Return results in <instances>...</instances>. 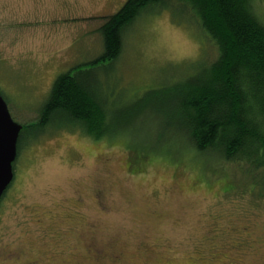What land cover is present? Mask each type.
<instances>
[{"label":"rangeland","instance_id":"374dc122","mask_svg":"<svg viewBox=\"0 0 264 264\" xmlns=\"http://www.w3.org/2000/svg\"><path fill=\"white\" fill-rule=\"evenodd\" d=\"M125 1L0 0V91L15 120L40 118L61 73L89 71L105 49L102 17ZM254 2L264 18V0ZM189 22L153 6L125 31L120 57L97 68L123 132L96 139L59 117L22 135L0 201V264H264L261 188L244 186L235 163L207 160L185 131L166 128L165 112L141 105L217 58ZM132 147L148 151L141 171L128 166Z\"/></svg>","mask_w":264,"mask_h":264},{"label":"trees","instance_id":"16d2710c","mask_svg":"<svg viewBox=\"0 0 264 264\" xmlns=\"http://www.w3.org/2000/svg\"><path fill=\"white\" fill-rule=\"evenodd\" d=\"M153 6L186 14L189 26L198 28L201 43L212 42L218 55L172 87L149 91L150 98L141 105L165 112L162 122L173 135L185 131L188 146L206 153L207 160L235 163L243 174L238 181L264 193V18L254 0H126L118 11L102 17L103 53L89 64V71L72 68L56 78L40 118L23 124L19 149L26 131L45 129L59 117L78 123L96 139L125 130V123L119 126L111 118L96 70L120 57L125 31ZM173 139L167 140L179 145ZM174 145L170 147L181 149ZM145 152L131 148L133 170H143Z\"/></svg>","mask_w":264,"mask_h":264},{"label":"water","instance_id":"95a60500","mask_svg":"<svg viewBox=\"0 0 264 264\" xmlns=\"http://www.w3.org/2000/svg\"><path fill=\"white\" fill-rule=\"evenodd\" d=\"M23 124L15 120L0 91V201L15 177L14 162L19 153Z\"/></svg>","mask_w":264,"mask_h":264},{"label":"flooded vegetation","instance_id":"af4514ba","mask_svg":"<svg viewBox=\"0 0 264 264\" xmlns=\"http://www.w3.org/2000/svg\"><path fill=\"white\" fill-rule=\"evenodd\" d=\"M130 162H131V159L129 160V165L128 166H129V168H132ZM15 258L17 259L18 256L15 257ZM38 262H40V259H38V258H36V259L32 258V259H28V260L24 261L25 264H37Z\"/></svg>","mask_w":264,"mask_h":264}]
</instances>
